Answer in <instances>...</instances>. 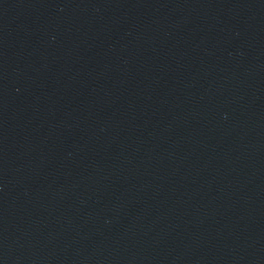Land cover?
<instances>
[{
	"label": "water",
	"instance_id": "1",
	"mask_svg": "<svg viewBox=\"0 0 264 264\" xmlns=\"http://www.w3.org/2000/svg\"><path fill=\"white\" fill-rule=\"evenodd\" d=\"M0 264H264V0H0Z\"/></svg>",
	"mask_w": 264,
	"mask_h": 264
}]
</instances>
